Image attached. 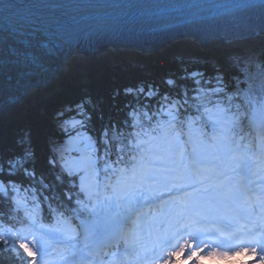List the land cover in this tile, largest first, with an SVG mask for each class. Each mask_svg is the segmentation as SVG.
Masks as SVG:
<instances>
[{"label": "snow or ice", "instance_id": "obj_1", "mask_svg": "<svg viewBox=\"0 0 264 264\" xmlns=\"http://www.w3.org/2000/svg\"><path fill=\"white\" fill-rule=\"evenodd\" d=\"M122 6L156 7L173 11L193 7L171 0H155L153 3L143 0V3L132 2ZM250 6L259 9L260 23L250 24L246 34L256 36L264 32V0L260 3L253 2ZM0 7L9 11L11 6L3 4ZM29 7L32 11L25 16L13 17L9 14L8 23L0 27V81L5 84L9 77L12 80H36L41 84L53 78L60 71V66H54V62L61 56L66 58L70 55L69 37L83 31L86 18L78 15L79 12H68L60 6L39 2H33ZM161 18L165 23L158 31L164 35L182 29L188 23L180 15H166ZM220 38H228L227 33L221 34ZM190 76L196 84H200L204 78L202 72H193ZM197 76L201 80L195 79ZM252 79L251 76L248 77L247 88L236 87L234 90H229L224 74L220 71L208 81L211 83L214 80L215 83L210 89L203 90L205 96L211 92L217 97L214 103L215 114L208 117L212 120L210 137L204 133L196 141H193L190 135L187 140L183 138L185 123L190 131L200 119L201 113L200 107L197 106L196 116H181L180 107L189 103L186 88L182 93L183 99H171L167 104L166 115L169 119L166 122H158L159 132L156 134L144 131L143 126L136 130V121L133 120L131 127L134 130L128 134L125 141L120 130L110 134L106 126L102 134L104 156L101 158L105 160L103 193L100 181L86 184L84 178H81L80 191L75 195L77 206L71 208L72 212L80 216L81 223L70 230L48 228L40 234L37 243L41 245V257L49 255L50 250L62 249V264H91L97 249L111 247L114 242L136 234L143 209L163 200L159 195L160 190L169 192V199H175L178 226L183 222L184 214L189 208V202L184 199L189 195L187 190H197L196 185L204 186L206 181L227 177L234 181L238 188L252 191L246 188L249 175L258 174L253 171L257 167L264 172V73H261L259 87ZM167 83L174 86L176 82L169 79ZM239 83L237 80V84ZM124 91L130 94L144 90L127 88ZM152 91L149 89V93ZM195 91L199 95L202 89L197 88ZM161 99L169 101L170 97L165 94ZM87 103L85 100L76 105V114L81 119L73 118V127L79 125L80 129H84L87 121L91 119L86 108ZM163 108L164 105H161V109ZM203 111L212 112L206 105ZM134 113L135 109L128 115L132 117ZM63 115V112L57 113V117ZM145 116L151 119L148 113H145ZM61 123L64 126L68 121ZM125 124L127 125V121ZM76 135L81 136L82 133L77 131ZM26 154L32 155L27 150ZM209 158L213 162H209ZM49 164L55 167L56 159H50ZM89 166L95 175V162L90 161ZM61 167L68 175L74 174L66 163ZM229 170L234 175L228 176ZM24 171L26 175L35 178L34 169ZM109 173L116 177L115 180L108 178ZM56 179L61 180L62 177L58 175ZM158 184L162 185L159 190ZM41 187L51 189L52 186L42 184ZM173 190L175 196L172 195ZM65 195L69 201L74 198L71 191ZM259 198L264 200V190L259 193ZM45 199H55V196ZM0 200L7 201L9 210L16 206L12 203L13 194L6 185L4 192L0 193ZM27 215L31 221L30 227L35 225L37 221L34 214ZM220 224L222 227H229L223 220ZM43 227L41 224L40 228ZM187 230L186 226L185 231ZM11 233V229H4L0 233V253L7 254L8 264H17L18 257L20 264H27L15 245L17 237ZM157 243L159 240L154 241V244ZM20 247L26 249L24 244ZM0 264H3V261H0Z\"/></svg>", "mask_w": 264, "mask_h": 264}, {"label": "trees", "instance_id": "obj_2", "mask_svg": "<svg viewBox=\"0 0 264 264\" xmlns=\"http://www.w3.org/2000/svg\"><path fill=\"white\" fill-rule=\"evenodd\" d=\"M261 50L262 52L257 60L264 67V49ZM166 60L173 72L166 71L164 73L162 82L165 85L163 87L160 84L161 69L159 64H153L151 68L147 65L127 64L125 66H116L108 64L102 67L97 66L96 80L89 76V74L84 73L70 75L68 78L70 92L64 89L56 93L57 90L55 89L50 91L49 98L39 97L36 100V104H30L28 102L25 105L26 114L9 121L7 125L10 129L7 132H3L2 127H0V141L2 138L6 139L4 143L5 148L3 149V146L0 145V181H14L17 183L24 178L23 172L16 176L10 175V170H13L12 167L14 164L11 165L10 163L21 158L27 162V165H25L26 169L29 171L34 169L36 175L45 174L42 184H55L56 187L53 189L54 193L59 198L65 200L67 196L65 193L69 189L68 184L67 182L64 183L62 179H56L58 175L61 177L62 175L56 166L53 167L49 164L52 146L56 147L60 143V132L56 131L51 123L45 122L46 119L42 114L49 113L51 110L50 105L54 99L66 98L67 100H71L69 101L71 105H76L81 103V101L87 100L86 108L91 115V119L87 121L86 128L90 124H93L94 120H100L101 126L108 127L112 121L119 120L118 118L121 116L122 111L128 112L130 110V107L133 106L131 105V101L134 97L138 98L139 96H143L144 98L151 88L160 89L166 93L178 92L181 87L184 88V85L187 87L192 86V82L189 79L193 71L202 72L209 69L204 62L190 58L173 60L166 55ZM236 60L237 58L230 62L235 64ZM226 63L225 68L229 73L235 72L239 74L238 68H245V65H242L240 62L236 63L234 67L231 63ZM249 68L255 71V68L252 66H249ZM202 73L205 75L204 72ZM90 74L93 76L92 73ZM228 76H224L225 80H228ZM170 78L175 80L176 83L174 86H170L167 83L166 79ZM236 86H238L236 80L229 81V90H234ZM127 88L135 90L143 89L144 91H133L130 94H126L124 90ZM239 88L244 89L242 86H239ZM98 106L99 109L97 111L95 109ZM141 107L149 108L147 104H143ZM68 114L65 113V115ZM95 126L98 127V124L96 123ZM108 128L110 129V127ZM20 132H24V136ZM96 138L99 143L98 133H96ZM20 139L23 145L18 142ZM26 150L30 151L32 155H27ZM0 261H3V264H8L5 253H0Z\"/></svg>", "mask_w": 264, "mask_h": 264}, {"label": "rangeland", "instance_id": "obj_3", "mask_svg": "<svg viewBox=\"0 0 264 264\" xmlns=\"http://www.w3.org/2000/svg\"><path fill=\"white\" fill-rule=\"evenodd\" d=\"M259 43H262V42H259ZM163 49L170 50L172 52V54H175L176 57L178 55L185 56V57L186 56H194L200 50L196 46H193V43L191 41H185V40L172 42L169 45L165 46ZM237 49H238L237 46H231V47H225V48L220 49V50L217 48L212 49L211 52L216 51V53H218L222 56L226 55V54L233 55V54H237L239 52ZM117 56H119V55L115 54V52L106 53L105 51H103V52H99L97 55H95V57H93L91 59L86 58V60L85 59L82 60L81 58L77 59L76 55H74L68 59V62H70V61L75 62L76 61V63L78 64L77 68H82V69L76 70L75 68H73L72 71L82 73V71H80V70H87L89 72L91 69V70L95 71L97 66L98 67L99 66L100 67L105 66L107 63H111L110 59H117ZM79 62L80 63L82 62L81 65ZM60 74H62V72ZM92 74H93V76L89 73V76L93 77V79L96 80V72H92ZM70 75H71V73H68L67 75H61V76L57 75V78L55 80H59L60 78L63 77V81H65L66 84L68 85L69 84L68 78ZM67 87L68 88H66V91L70 92V89H69L70 85ZM67 92H66V94H67ZM28 94L30 95V98H28L27 101L30 102V104H36L37 103L36 100L40 96H44V98H46L48 96V94H49L48 86H46V83L40 84L36 88H31L28 91ZM68 101H71V100H68ZM21 111H23V109ZM16 112H17V110H16ZM57 113L58 112H53L50 114V116L51 117L57 116ZM70 123H72V122L69 121V124ZM60 150L66 152L65 159H67L66 160L67 165L73 171H77V172L81 173L80 182H81L82 177L84 178L85 183L91 182L93 172L91 170H90L91 173L86 172L87 168H90V166H89L90 160L88 159L87 156H85L87 154L88 145L76 136L66 135L65 139L63 140V144H62V147L60 148ZM72 151H75V152H72ZM81 158L84 159V162L87 165H83V166L77 165V162L80 161ZM257 168H259V167H257ZM62 169H64V168H62Z\"/></svg>", "mask_w": 264, "mask_h": 264}, {"label": "bare ground", "instance_id": "obj_4", "mask_svg": "<svg viewBox=\"0 0 264 264\" xmlns=\"http://www.w3.org/2000/svg\"><path fill=\"white\" fill-rule=\"evenodd\" d=\"M260 39H262V38H260ZM93 57H94V55H92V56H90L88 58L91 59ZM63 58H65V57H63ZM129 58H130L129 61L134 60V58L132 56H130ZM67 59H68V57H66L65 59H62L60 62H58L60 64L59 65L60 66V71H59V73L57 75L61 76V75H65V74H68V73H72L70 71H71V67L73 66V63H72V61L68 62ZM61 72H62V74H60ZM14 81L15 82H20L21 80H14ZM23 84L27 85L28 82H23ZM141 86H143V85H141ZM0 87H1V85H0ZM4 88H6V87H4ZM7 89H9V100H7L8 99L7 96L0 97V116L1 117L9 111L10 107H4L7 103H12L11 105H13V106H18L19 104L26 105L28 103H26L25 101H27L28 98H30V95L28 94V91L30 90V88L28 86H17V85H15L13 88H11L9 86V88L7 87ZM1 91L4 92V93L6 92L3 88H1ZM13 92H16L17 95L15 93H13ZM140 98H143V96H141V97L139 96L137 99H140ZM134 103H135L134 101L131 102V104H134ZM18 108H19V110H22L24 107L19 105ZM133 108H134V106L130 107V109H133ZM98 109H99V106L95 110L98 111ZM128 113L129 112H127V111H122L121 116H119V118H118L119 120H114V121L111 120L112 122L110 123V125H108V127H110V129H109L110 134L114 133L116 131L115 130V125L116 124L119 123V125H120V123L122 121H124L126 118L129 117ZM19 114L20 115H25L26 114V110H24L22 113H19ZM7 123L8 122H6V121L1 123L2 124L1 125L2 129L4 127L8 126ZM96 123L98 124V127L95 126ZM104 129H105V127L101 126L100 120H94L93 124H90L87 128L85 127V131L84 132L90 133V135L93 138H96V133H98L99 134V139L98 140L101 141L102 148H103L104 147V142H103V139H102V134H103ZM20 133L22 134V136H24L23 135L24 132H20ZM18 142L20 144H22L21 139L18 140ZM88 144H89V146L94 147L92 141H88ZM91 161H94L95 164L97 165V164L101 163L102 160H101V158H93V159H91ZM77 165L83 166V165H87V164L84 162V159L81 158L80 161L77 162ZM90 170L93 172L92 168H87L86 172L91 173ZM208 202H210V200Z\"/></svg>", "mask_w": 264, "mask_h": 264}]
</instances>
